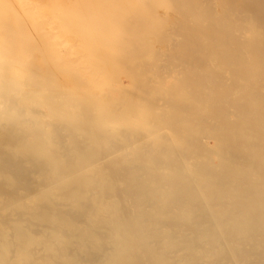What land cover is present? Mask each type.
<instances>
[{"label":"bare ground","instance_id":"obj_1","mask_svg":"<svg viewBox=\"0 0 264 264\" xmlns=\"http://www.w3.org/2000/svg\"><path fill=\"white\" fill-rule=\"evenodd\" d=\"M12 1L0 264H264V0Z\"/></svg>","mask_w":264,"mask_h":264},{"label":"rangeland","instance_id":"obj_2","mask_svg":"<svg viewBox=\"0 0 264 264\" xmlns=\"http://www.w3.org/2000/svg\"><path fill=\"white\" fill-rule=\"evenodd\" d=\"M14 1V0H13ZM10 2L12 5H14L15 4V1H16V4L14 5V7H16L17 9H19V11H20V5L18 4V2H17V0H15L14 2ZM14 3V4H13ZM11 4H9L10 5V7H12V5ZM19 7V8H18ZM27 11H31V9H28ZM35 15H38V14H35ZM39 15H40V13H39ZM38 19V18H37ZM42 19V18H41ZM25 26L26 27H31L30 29H31V33H32V31L34 32V30H38L39 28H36L35 29V27H34V23L31 21V20H27L26 21V24H25ZM24 26V29L25 30H27V31H30V29L29 28H26ZM21 29H23V28H21ZM29 29V30H28ZM34 37H36L35 35H34ZM213 159H214V163H216V158L215 157H213Z\"/></svg>","mask_w":264,"mask_h":264}]
</instances>
